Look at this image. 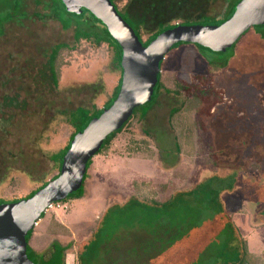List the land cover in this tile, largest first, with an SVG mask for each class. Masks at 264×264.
Returning <instances> with one entry per match:
<instances>
[{"label":"rangeland","instance_id":"rangeland-1","mask_svg":"<svg viewBox=\"0 0 264 264\" xmlns=\"http://www.w3.org/2000/svg\"><path fill=\"white\" fill-rule=\"evenodd\" d=\"M191 2L154 1L152 15L146 16L143 24L142 40L156 30L158 22L178 24L204 16L206 24L196 21L182 24L216 26L229 11L226 0H215L187 13L179 12V8ZM117 4L121 9L125 0ZM126 13L136 21L143 15L134 4ZM7 14L10 20L0 27V156L15 170L12 167L6 171L5 181L0 185V199L9 201L24 198L43 180L49 181L57 174L56 166L42 155V147H39L49 123L55 120L48 130L47 142L41 145L48 153L58 152L67 145L74 130L62 121L69 110L102 108L112 96L120 72L112 63L113 51L106 42L96 47L86 40H75V24L79 20L67 17L55 0H0V20ZM89 18L86 16L80 25H95ZM252 27L236 44L225 65L221 62L230 56L228 51L234 44L227 50L200 54L197 50L200 46L192 43L165 54L160 80L170 93L161 89L145 119L138 122L133 116L108 147L91 159L83 197L54 203L44 212L31 235V246L36 252L45 249L47 257L50 254L47 248L53 242L62 245L73 242L67 250L65 264H78V245L94 236L99 225L100 229L104 228L89 247L92 264H215L216 260L212 263L214 258L221 259L227 250V256L231 255L232 249L226 247L229 237L231 240L226 226L231 223L249 244L250 255L264 263V219L261 218L264 217V39ZM58 44H65L67 48L56 54L58 84L53 88L47 56ZM206 61L220 65L210 67ZM195 75L200 77L197 79ZM195 78L200 84L194 83ZM99 80L102 89L96 90L92 85ZM210 84L222 88L224 98L214 115L206 118L203 113L220 97V91L211 90ZM87 85L92 86V90ZM200 86L207 92L205 100L201 99V115H198L199 103L194 96L186 98L182 91L180 95L172 92L183 87L186 94H197ZM197 96L202 98L200 94ZM13 100L16 101L11 102ZM182 106L181 113L175 114L179 117L170 119L173 127L170 129L168 114ZM144 132L151 141L143 139ZM141 139L148 142L146 148L150 149L151 156H137L129 150L132 141ZM20 150L21 156L18 155ZM27 165H30L31 176L22 170ZM1 170L5 173L6 169ZM134 182L142 187L138 196ZM201 186L204 187L199 192ZM191 189L197 190L192 205L195 208L183 210L185 205L176 211L181 216L191 213L194 222L189 228L185 226L184 235L169 247L164 244L161 247L156 236H150L138 225L121 229L111 238L112 231L117 230L116 223H124L127 218L123 212L111 211L107 219L102 220L103 213L110 211L112 205H123L132 196L140 203L149 200L161 203L170 199L180 202L177 193ZM208 189H223L220 197L224 213L202 205L207 196L203 191ZM183 199L190 198L184 195ZM162 218L166 221L164 216ZM166 218L170 219V215ZM58 220L69 228L68 233L55 225ZM164 224L162 229L167 230L169 224ZM40 230V235L34 234ZM161 232L157 236L168 237Z\"/></svg>","mask_w":264,"mask_h":264},{"label":"water","instance_id":"water-1","mask_svg":"<svg viewBox=\"0 0 264 264\" xmlns=\"http://www.w3.org/2000/svg\"><path fill=\"white\" fill-rule=\"evenodd\" d=\"M59 1L67 13L78 16L87 12L105 27L120 50V88L111 105L71 138L53 179L28 198L0 203V264H35L28 253L27 235L50 204L80 188L87 163L103 140L129 120L134 108L151 101L165 54L188 42L215 52L227 50L250 27L264 26V0H240L231 17L216 26L176 25L143 45L110 0Z\"/></svg>","mask_w":264,"mask_h":264},{"label":"trees","instance_id":"trees-1","mask_svg":"<svg viewBox=\"0 0 264 264\" xmlns=\"http://www.w3.org/2000/svg\"><path fill=\"white\" fill-rule=\"evenodd\" d=\"M56 2L59 3L60 5V8L62 9L63 13L67 15H69L70 19L71 18H75L76 20H79L78 21V24H75L76 27V30H75V33H74V37H75V40H77V42L79 40H86L88 42H91L93 45H95L96 47H98V45L102 42H106L108 47H110L113 51V54H112V63L114 64V67L115 69H117L119 72H120V65H119V62H120V50L118 49L117 45L113 42V40L111 39V37L107 34V31L105 29V27L102 25V23L100 24L99 21H96L93 19V17L88 14L87 12H84L82 13L81 15H76V14H71V13H67L65 10H64V7L62 6V4L60 3L59 0H55ZM111 3L114 5V7L117 9L118 13L122 16V18L127 22L129 23V25L134 29V31L136 32L137 36L142 40V37H141V34H142V31H143V27L145 24V22L147 21L146 20V16L148 15H152V11H153V3L154 1H158V0H125V4L124 6H122L121 9H119L118 7V4L119 2L121 1H124V0H110ZM193 2L189 3L188 6H182L181 8H179L181 11H179L180 13H187L193 9H195V7H201L202 5H204L207 1L208 2H211V1H215V0H192ZM227 3H228V14H226L223 18L224 19H227L229 18V16H231L233 14V11H234V8L235 6L238 4V2L240 0H226ZM19 2V1H18ZM132 4L136 5L137 8H139L140 10V14L141 12H143V15L141 17H139V20H135L133 17H131L128 13H126V10L129 8V6H131ZM19 7V6H18ZM177 11V10H176ZM166 15L167 12H165ZM88 16L90 17L89 19L94 21L95 22V25H89V26H85V23L83 24L84 26L80 25V23L83 21V19ZM161 16V15H160ZM153 17L154 19L156 20V14H153ZM152 17V21L154 20ZM10 15L7 14L5 17H3L1 20H0V27L4 24H6L9 20H10ZM59 19V18H58ZM223 19V20H224ZM222 20V21H223ZM194 22L196 20H187V21H184V22H180L178 24H174V23H163V22H158L156 24V30L152 33H150L147 37V39L145 41L142 40V43L143 45H146L148 44L151 40H153L156 36H158V34L160 32H162L163 30L165 29H170V28H173L175 27L176 25H181L182 23L185 24V23H188V22ZM202 22L203 24H206L208 23V21L206 20V18L204 16H201L199 20L196 21V23H200ZM70 23V22H69ZM100 24L98 27L96 26L97 24ZM182 24V26H183ZM2 29V28H1ZM251 29H253L254 31L257 32L258 35H260L261 38L264 39V35L262 34L263 31H264V26H260V27H257V26H253ZM2 34L4 33L3 32V29H2ZM248 33V31L246 33H244L242 35L241 38H243L246 34ZM241 38L231 47V49H229L228 53H230V56L228 58L225 59V61L221 62V65H225L226 62L228 63V59L233 55L234 53V49H235V46L236 44L241 40ZM188 44H192L190 42L188 43H182V44H178L176 46H174V49H177L179 47H182V46H186ZM197 47V45H195ZM63 48H67V46L65 44H58V45H55L51 51H50V54H48V62H47V70H48V73H49V78H50V81H51V86L53 88H57V84H58V74H57V71L55 69V62H56V54L59 53V51ZM197 50L200 54H205L206 52H209V53H212V51L210 50H206V49H203L201 47H197ZM208 63V65L210 67H214L215 68H218L217 66L218 63H215L214 61H206ZM120 76H121V72H120ZM196 76V75H195ZM160 73H159V76H158V83L155 87V90H154V95L151 99V101H149L148 103L144 104L143 106L139 107V108H134L133 109V112L129 118V120L117 131L111 133L107 139H104L102 144H100V149L98 150L97 154H100V151H102L103 149H105V147H108V144L111 143V141L116 137L117 134H119L123 129L124 127L128 124V122L130 121V119L133 117V116H136V120L138 122H141L145 119L147 112L148 110L150 109V107L156 102V99L159 95V91L161 89L165 90L167 93H170L169 90H167V88H165L163 85H162V82L160 80ZM197 79L198 77L200 76H196ZM193 78L191 77V81ZM195 78V84H200ZM211 79V83L213 82V77L210 78ZM97 83V82H96ZM121 83V78L119 77V80H118V83L115 85V90L114 92L112 93V96L110 97V99L105 102L103 104V107L102 108H95L94 106L92 107V110H88V109H85L83 107H75V108H72L69 110V112L67 113V117H65V120L63 119L62 121L65 123V124H68L69 126L71 125L73 127V132L71 133L70 135V138H69V141L67 143V145L64 146V148L58 152H53V153H48L47 149L44 147V145H41V144H44V142L48 140V130L51 129V127H53V124L55 123V120H52L51 123H49L48 127H47V130L44 131V133L41 135V138L39 140V147H42L41 150V153L43 156H45L47 159H49L50 161H52L54 163V165L56 166L57 168V174L60 170V166H61V161H62V158L63 156L65 155L67 149H68V145H69V142L71 140V138L74 136L75 133H77L78 131L82 130L92 119L94 118H97L98 115H100V112L102 111V109L104 107H108L111 105L113 99L117 96L118 92H119V88H120V84ZM102 81L99 80V82L97 84H93L92 86L96 87L94 89L98 90L99 88L102 89ZM77 86H80L81 85H77ZM90 85H87V87H92ZM210 87L212 88H209L213 91H220V97L219 99L216 100V103H214L212 105V107L205 113H203L202 115L205 116L206 118H210L212 117V115H214V111L215 109L220 105V103L222 102L223 100V94H224V91L222 90V88H216L214 87L213 85L211 86L210 84ZM92 90V88H91ZM185 89L182 87L180 90L178 91H174L172 92L173 94H178L180 95V91L184 92V96L186 98H189V96H194L196 98V101L199 103V107L197 109V114L198 115H201L200 113V105H201V101L205 100L203 98H205L204 96V93H206L207 89L204 88L202 89V87L200 86V92H198L197 94L199 95H202V98H199V96H197V94H195L194 92L192 93H189V94H186ZM188 91L190 90L187 89ZM102 91V90H101ZM206 91V92H205ZM202 99V100H201ZM16 100H13L11 102H15ZM18 101V100H17ZM23 102V101H22ZM20 103V102H18ZM22 104V103H21ZM137 109H141L142 111L141 112H136ZM181 110H183V106L178 110L177 108L176 109H172L170 111V113L168 114L169 115V118H168V121L167 123L169 124V128H173L170 124L171 120L173 121V117H175V114H180L181 113ZM183 113V112H182ZM207 113V114H206ZM61 115H59L58 117H60ZM179 117V116H178ZM178 117H175V118H178ZM183 131V130H182ZM188 131V130H187ZM187 131H185V133H187ZM184 133V132H183ZM145 135V138H149V141H151V137L147 134V133H143ZM139 140L138 142L136 141H132V146H130L129 150L132 151V153L136 154L137 156H147L148 154H150L148 152V150H150L149 148H146V144L148 143L146 140ZM147 142V143H146ZM151 143V142H150ZM152 144V143H151ZM21 149V148H20ZM178 149V148H177ZM40 152V151H39ZM143 153H146V154H143ZM18 155L21 156L22 155V152L21 150L18 152ZM151 156V154H150ZM7 159L4 158L3 160V157L0 156V185L2 183H4L5 181V175H7L6 171H10V168H14V166L11 164L10 166H8V164H6ZM92 163V160L90 159L87 163V171L90 167ZM29 166L30 165H27L26 168H23V172H25L27 174V176H31L32 175V172H30L29 170ZM2 169H6L5 170V173H1L2 172ZM31 168V167H30ZM18 169V168H17ZM15 170V168L13 169ZM19 170V169H18ZM16 170V171H18ZM87 171L86 173L83 175V182L80 186V188L78 190H75L71 193L70 196H68L66 199L60 201L59 203H63L65 201H68V200H71L73 198H76V199H79L81 197H83L84 195V182L87 178L86 175L87 174ZM55 174V175H57ZM54 175V176H55ZM54 176H52L51 179L54 178ZM213 178L215 176H212ZM212 178V179H213ZM50 179V180H51ZM212 179L210 181H212ZM216 179V178H215ZM46 182H48L47 180H43L41 182V185L36 188L34 191H32L31 193H29L27 196H25L24 198H20V199H11L9 201H6V200H3V199H0V203H11V201H18V200H22V199H25V198H28L29 196L33 195L38 189L41 188V186H43L44 184H46ZM140 185H143V184H140ZM206 187H208L209 185L205 184ZM133 187L136 191V196L139 195V192H141V188L139 186V184L137 182H134L133 183ZM203 187L204 186H201V190H198L199 192L203 190ZM223 191V189H220V190H211V189H208L207 191H203V193H206V197H205V200L204 202L202 203V205H205L207 207V209H217V211H219L220 213H224L225 212V208H224V204H223V200L221 199L220 197V194L221 192ZM194 192H197V190L195 189H191V190H188L186 192H179L177 193V197H180L181 198V201L180 202H175V200H168V201H162L161 203L160 202H157L155 200H149L148 202H145V201H141L142 203H140L139 199L136 198L135 196H132L129 200H127L123 205H112L113 207L111 208L110 211H106L103 213L102 215V220H104L105 218L107 219V216L110 214L111 211H117V212H123L127 218H125V222H121L120 224L117 222L116 225L118 224L117 226V230H114L112 231V233L110 234L111 238L114 237V235L119 231V230H123L124 228L126 229H132V227L138 225L140 226L141 228L145 229L146 232L149 233L150 236H156L157 239H156V242H160L161 243V247H162V244H164L165 247H169V245H173V242H178L180 239V237H182L184 235V232H185V226L186 228H189V226L194 222L193 220V217H191V213L189 215H186V216H181V214H179L176 210L178 207L180 206H185V208H183V210L185 209H188V210H191L193 208H195V206H192L193 205V202H194ZM188 196L190 199L189 200H186V199H183V196ZM208 197V198H207ZM139 200V201H137ZM55 203H58V202H55ZM195 204H198L195 202ZM182 209V207H181ZM168 213L170 215V219H167L166 218V215L168 216ZM124 215V216H125ZM139 215V218L137 217ZM44 216V213L41 214V218ZM160 216V217H159ZM161 216H164L165 220L167 221H163V218L161 219ZM261 218L264 219V217L262 216ZM137 219V220H136ZM102 223V222H101ZM169 224L168 225V229L166 230L165 229H162V227H165V224ZM55 225H57L58 228H61L62 232H67L68 231L61 225L59 224L58 222L55 223ZM121 225H123L121 227ZM197 225V224H196ZM233 225L231 223H228V225L226 226V228H228V230L230 229V232H231V240H230V237L228 239V244L226 245V247H230L232 249L231 251V255L228 257V250H227V254L225 252V256H221V259L217 257L214 258L213 262L216 260V262L221 261V263H216L215 264H264L263 262H261L260 259L256 258V257H253L250 255L249 253V250L247 248V243L245 241L244 238H242L240 236V234L235 230V228L233 227ZM104 227H102V229H100V226L98 225L97 227V230L94 232V236L92 235V237L90 236V238L88 239V241L84 244H79L78 245V249H79V252H78V264H92V260H93V254L91 253V249L89 247H91V243H95V240L96 238H98L97 236L99 234H101L102 230H103ZM161 230H165V231H162L164 234H166L168 237L164 238L165 236H163L162 238H160L159 235ZM188 230V229H186ZM161 232V233H162ZM183 232V234H182ZM237 232V233H236ZM33 234V230L30 232L29 235H27V242H28V253L29 255L31 256V258L33 259V261L35 262V264H65V256L67 254V250H70L71 247H72V244L73 242H68L66 245H62L60 242H53L51 247H52V255L50 256V258L48 260L44 259L43 257L39 256V254L37 252H35L34 250H32L30 247H29V241H30V236ZM105 236V235H104ZM173 240H170L171 238H173ZM104 238V237H102ZM169 238V239H168ZM177 239V240H175ZM99 246V245H98ZM229 248V249H230ZM162 250H164V248H162L160 250L159 253H162ZM249 257L252 258L251 260H249ZM185 264H199L200 262H192V263H188V262H184ZM201 264V263H200ZM210 264V263H209Z\"/></svg>","mask_w":264,"mask_h":264},{"label":"crops","instance_id":"crops-1","mask_svg":"<svg viewBox=\"0 0 264 264\" xmlns=\"http://www.w3.org/2000/svg\"><path fill=\"white\" fill-rule=\"evenodd\" d=\"M41 220V219H40ZM58 223L59 224H61L67 231H70L69 230V228L66 226V225H64L62 222H60L59 220H58ZM38 224V223H37ZM36 224V225H37ZM37 231V230H36ZM46 231V229L45 230H43V232H45ZM42 231L40 230V232H35L34 234L35 235H40V233H41ZM33 235V234H32ZM30 238H31V236H30ZM31 241H32V238L30 239V241H29V247L32 249V250H34L35 252L37 251L35 248H33L32 246H31ZM52 245V244H51ZM51 245L47 248V250L49 251L50 250V254H47V257H46V254H45V249L43 250L42 249V251H40V252H37L38 254H39V256H41V257H43L44 259H46V260H48L49 258H50V256L52 255V247H51ZM248 246H249V244H247ZM248 248V247H247ZM69 253H71V252H69ZM67 254H66V256H65V262H66V258H67Z\"/></svg>","mask_w":264,"mask_h":264},{"label":"built area","instance_id":"built-area-1","mask_svg":"<svg viewBox=\"0 0 264 264\" xmlns=\"http://www.w3.org/2000/svg\"><path fill=\"white\" fill-rule=\"evenodd\" d=\"M53 204H54V203H53ZM51 206H52V204H50V205L48 206L47 209L52 208ZM47 209H46V210H47ZM46 210H45V211H46ZM36 224H37V223H36ZM36 224H35V225H36Z\"/></svg>","mask_w":264,"mask_h":264}]
</instances>
